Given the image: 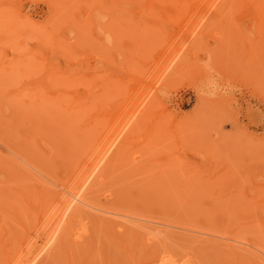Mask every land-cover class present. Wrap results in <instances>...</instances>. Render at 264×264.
<instances>
[{
    "label": "rangeland",
    "instance_id": "obj_1",
    "mask_svg": "<svg viewBox=\"0 0 264 264\" xmlns=\"http://www.w3.org/2000/svg\"><path fill=\"white\" fill-rule=\"evenodd\" d=\"M100 161L34 264H264V0H0V264Z\"/></svg>",
    "mask_w": 264,
    "mask_h": 264
},
{
    "label": "bare ground",
    "instance_id": "obj_2",
    "mask_svg": "<svg viewBox=\"0 0 264 264\" xmlns=\"http://www.w3.org/2000/svg\"><path fill=\"white\" fill-rule=\"evenodd\" d=\"M128 1V0H127ZM142 1V0H137V2ZM168 1V0H167ZM194 2V0H192ZM123 2V1H122ZM144 2V1H143ZM160 2V1H159ZM231 2V1H230ZM228 3V2H227ZM258 3V2H257ZM162 4V2H161ZM216 6V5H215ZM3 135V134H2ZM24 159V158H23ZM29 163V161H26ZM102 161H100L94 168L93 171H91V174L87 175L85 180H83V182L80 184L81 187H77L75 188V191L71 192L72 193V199L70 196V199H67L66 197V201L64 202V206L62 208V210L59 212V214L56 216V221H55V228L53 229V231L49 234V236L46 239V243L44 244L43 249L39 252V254L37 256H35V258L32 260L31 262H29L28 264H34L36 262V259L39 257V255L41 253H45V251L47 252V250H49L50 247H52L53 243L56 242V240L58 239L60 233L63 231V228H65V225H67L66 223L69 221V217L70 214L72 212V210L76 207H78L79 205H88V203L86 202V199L84 198V191L87 190V188L89 189L90 187V182L91 179L93 177V175L97 174V172H99V169L101 167ZM83 178V177H82ZM98 178V177H97ZM77 186V185H76ZM78 189V190H77ZM77 190V191H76ZM63 199V198H62ZM92 205V204H90ZM96 208V207H95ZM143 221V220H142ZM52 222V221H51ZM50 228V227H49ZM48 235V234H47ZM31 248V247H30ZM51 249V248H50ZM45 256V255H44ZM21 257V256H20ZM30 261V260H29ZM22 262V261H21ZM23 264V262H22ZM162 264H169V262L167 260H163L162 259Z\"/></svg>",
    "mask_w": 264,
    "mask_h": 264
}]
</instances>
